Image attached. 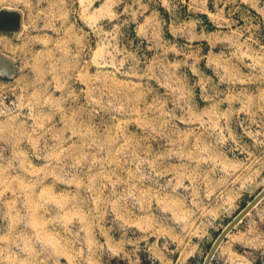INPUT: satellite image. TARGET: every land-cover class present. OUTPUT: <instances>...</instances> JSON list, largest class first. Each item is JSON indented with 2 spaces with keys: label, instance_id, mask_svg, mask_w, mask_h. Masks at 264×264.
I'll use <instances>...</instances> for the list:
<instances>
[{
  "label": "rangeland",
  "instance_id": "1",
  "mask_svg": "<svg viewBox=\"0 0 264 264\" xmlns=\"http://www.w3.org/2000/svg\"><path fill=\"white\" fill-rule=\"evenodd\" d=\"M2 8L0 264H202L264 187V0Z\"/></svg>",
  "mask_w": 264,
  "mask_h": 264
},
{
  "label": "crops",
  "instance_id": "2",
  "mask_svg": "<svg viewBox=\"0 0 264 264\" xmlns=\"http://www.w3.org/2000/svg\"><path fill=\"white\" fill-rule=\"evenodd\" d=\"M8 12L6 8L0 9V32H11L12 30V15L11 13L8 15ZM195 244L200 250V240ZM258 252H264V197L224 237L213 253L209 264H253L254 254ZM197 255L199 257L198 252ZM190 256L193 257L194 253L193 255L187 254L179 264H186L189 259L192 261ZM152 257L158 264H177L173 258L168 257L167 252H160ZM127 262L128 264H140L141 256L133 254V259L129 258Z\"/></svg>",
  "mask_w": 264,
  "mask_h": 264
},
{
  "label": "water",
  "instance_id": "3",
  "mask_svg": "<svg viewBox=\"0 0 264 264\" xmlns=\"http://www.w3.org/2000/svg\"><path fill=\"white\" fill-rule=\"evenodd\" d=\"M14 19V18H13ZM10 27V26H9ZM13 26H11V29ZM264 197V187L254 196V198L248 202L221 230V232L217 235L213 243L211 244L202 264H209L210 259L222 242L224 237L232 230V228L250 211L252 207H254L258 201H260Z\"/></svg>",
  "mask_w": 264,
  "mask_h": 264
}]
</instances>
